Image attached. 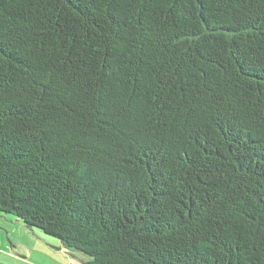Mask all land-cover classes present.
I'll use <instances>...</instances> for the list:
<instances>
[{
  "label": "trees",
  "instance_id": "trees-1",
  "mask_svg": "<svg viewBox=\"0 0 264 264\" xmlns=\"http://www.w3.org/2000/svg\"><path fill=\"white\" fill-rule=\"evenodd\" d=\"M0 215L85 264H264V0H0Z\"/></svg>",
  "mask_w": 264,
  "mask_h": 264
},
{
  "label": "rangeland",
  "instance_id": "rangeland-1",
  "mask_svg": "<svg viewBox=\"0 0 264 264\" xmlns=\"http://www.w3.org/2000/svg\"><path fill=\"white\" fill-rule=\"evenodd\" d=\"M14 216L0 215V264H85L86 256L63 249L58 240L31 233Z\"/></svg>",
  "mask_w": 264,
  "mask_h": 264
},
{
  "label": "crops",
  "instance_id": "crops-1",
  "mask_svg": "<svg viewBox=\"0 0 264 264\" xmlns=\"http://www.w3.org/2000/svg\"><path fill=\"white\" fill-rule=\"evenodd\" d=\"M17 223V222H16ZM42 234V233H41ZM34 235V234H33Z\"/></svg>",
  "mask_w": 264,
  "mask_h": 264
}]
</instances>
